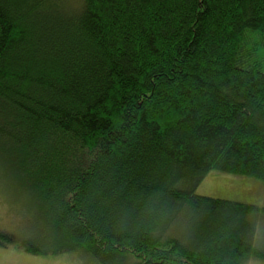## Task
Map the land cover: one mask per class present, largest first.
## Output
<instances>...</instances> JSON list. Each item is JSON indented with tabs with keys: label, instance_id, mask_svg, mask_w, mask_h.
Returning <instances> with one entry per match:
<instances>
[{
	"label": "trees",
	"instance_id": "1",
	"mask_svg": "<svg viewBox=\"0 0 264 264\" xmlns=\"http://www.w3.org/2000/svg\"><path fill=\"white\" fill-rule=\"evenodd\" d=\"M211 171L264 183V0H0V193L26 250L264 260V207L196 194Z\"/></svg>",
	"mask_w": 264,
	"mask_h": 264
},
{
	"label": "rangeland",
	"instance_id": "2",
	"mask_svg": "<svg viewBox=\"0 0 264 264\" xmlns=\"http://www.w3.org/2000/svg\"><path fill=\"white\" fill-rule=\"evenodd\" d=\"M195 193L264 207V183L246 176L211 171L201 180ZM25 205L23 203V206L20 204L11 207L10 199L0 193V264H132L136 261L135 257L128 254L124 258H107L104 263H100L85 249L46 254L29 252L25 246H36V237L39 236L33 221L23 218L31 215ZM4 233L12 234L16 239L5 241L1 236ZM256 241L264 249V216L258 225ZM245 262L264 264L263 259L255 257H250Z\"/></svg>",
	"mask_w": 264,
	"mask_h": 264
}]
</instances>
